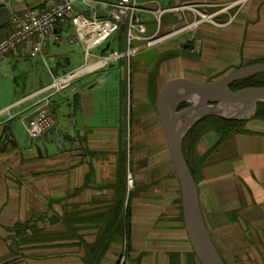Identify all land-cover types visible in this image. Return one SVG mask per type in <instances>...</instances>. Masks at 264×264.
<instances>
[{
    "label": "crops",
    "instance_id": "0c3cea01",
    "mask_svg": "<svg viewBox=\"0 0 264 264\" xmlns=\"http://www.w3.org/2000/svg\"><path fill=\"white\" fill-rule=\"evenodd\" d=\"M97 1L98 15H102L110 12L102 3L118 0ZM180 1L196 4L202 12L210 8L221 24L198 19L199 13L179 5ZM242 1L174 0L172 5L156 7L159 0H144L140 14L146 16L142 19L146 37H166L183 21L199 20L189 28L191 38L186 41L191 47L172 46L163 38L153 46L157 54L151 59L143 57L142 49L132 58L110 62L91 79L86 76L94 72L62 88H53L55 79L66 73L62 61L48 75L37 62L48 64L62 55L71 63L70 55L59 50L62 40L38 57L29 56V42L0 60V264H86L87 251L100 232L94 218L106 214L105 220L119 219L116 206L122 203V212L127 206L130 170L134 189L127 264H201L185 228L180 182L157 99L168 81L193 79L178 75L183 68L197 70L198 64L219 69L216 76L243 61L264 62V0L239 4ZM56 2L0 0V39L12 32L13 14L28 8L47 9ZM217 6L226 8L211 10ZM91 13L89 9L87 14ZM157 13L160 26L153 21ZM59 29L76 38L70 22ZM71 44L84 51L87 64L91 59L85 46L77 41ZM109 56L92 53L94 60ZM177 62L185 66L179 70L176 66L174 76L163 81L167 73L173 74ZM111 63L119 67V89L109 80L100 84L107 72L115 76ZM128 63L131 68L137 66L135 97L147 109L135 129L131 157L126 123ZM42 98H48L55 124L42 136L31 138L26 122ZM245 126V132L215 149L218 135L208 131L197 147L200 155H207L197 183L201 210L226 264H264V120L252 118ZM19 224L25 226L20 229L22 235L16 230ZM124 245L118 238L95 264H117Z\"/></svg>",
    "mask_w": 264,
    "mask_h": 264
},
{
    "label": "built area",
    "instance_id": "2783aa9c",
    "mask_svg": "<svg viewBox=\"0 0 264 264\" xmlns=\"http://www.w3.org/2000/svg\"><path fill=\"white\" fill-rule=\"evenodd\" d=\"M99 3L97 0H58L47 9L28 8L13 14L12 32L0 39V60L19 46L29 42L31 43L30 57L43 55L48 47L62 40L63 34L59 27L70 22L76 32V38H71L70 41L82 43L86 48L87 58L91 60L77 71L65 73L60 78H56L54 88H62L79 77V73L96 71L122 57L130 58L144 49L143 42L152 44L158 40L155 36L146 37L147 26L140 16L144 10V0H118L114 3H102L110 9V16L106 18L98 16ZM89 9L92 11L91 16L87 14ZM122 26L127 31V50L122 53L114 50L109 57L94 60L91 49L114 38ZM101 59L106 60L100 65L103 67L87 70L89 65ZM35 106V110L26 122V129L31 138L42 136L55 124V118L49 112L48 98L40 99ZM132 185L133 177L128 174L129 188Z\"/></svg>",
    "mask_w": 264,
    "mask_h": 264
},
{
    "label": "water",
    "instance_id": "95a60500",
    "mask_svg": "<svg viewBox=\"0 0 264 264\" xmlns=\"http://www.w3.org/2000/svg\"><path fill=\"white\" fill-rule=\"evenodd\" d=\"M99 69H96V71ZM262 72H264V63H257L243 66L220 81L199 82L189 78L172 79L163 86L157 99L161 124L180 182L185 228L192 248L201 264H226V262L218 251L205 223L200 205L198 185L183 152V138L198 120L206 116L248 119L241 116V114H229L228 109L233 106L244 111L253 105L254 117L257 104L264 102V88L253 87L237 92L231 90L230 85L238 79ZM83 74L85 73H79L78 76ZM112 77L113 71L107 72L100 84L104 85ZM181 91H185L186 95L181 96ZM192 96L198 97L203 101L204 106L208 108V110L194 118L191 111L198 103L197 100L191 99ZM186 100L195 103L183 110H178ZM188 114L190 116L184 122L178 124L179 120Z\"/></svg>",
    "mask_w": 264,
    "mask_h": 264
},
{
    "label": "rangeland",
    "instance_id": "374dc122",
    "mask_svg": "<svg viewBox=\"0 0 264 264\" xmlns=\"http://www.w3.org/2000/svg\"><path fill=\"white\" fill-rule=\"evenodd\" d=\"M150 1V0H149ZM157 1V0H156ZM242 1V0H241ZM174 2V0H159V3H158V6L156 5H149L150 7L152 8H156V7H166V6H169V5H172ZM246 2V1H245ZM244 0L242 2H239V4H242V3H245ZM160 4V5H159ZM182 4H185V3H181V1L179 2V5H182ZM202 4V3H201ZM200 4V6H201ZM156 6V7H155ZM226 7H228V4L225 5ZM223 7V6H217V7H214V8H211V10H216V9H225L226 7ZM231 6V5H229ZM185 8H189V9H193L195 10L197 13H199V17L198 19H204L206 21H211V22H214L216 24H221V21L218 20L217 18L215 17H212L211 16V13L208 11V7H205L203 9L207 10V12H202L201 8L198 7L196 4L193 5V4H189V3H186L184 5ZM159 13H157L156 15H158ZM141 18L144 20L146 18V16L144 14H140ZM159 16V15H158ZM160 17V16H159ZM156 17V19H154L153 21L158 24L160 26V23L161 22V17ZM196 21H199V20H192L191 19H187L185 21H183V23L179 24L178 25V29H176V31H174L173 33H171V35L169 36H161V35H158V36H155L156 39H158L157 41H154L152 44H148L146 41L143 42V48L145 49L144 50V54H143V57L145 58H153L156 56V50L153 48V46L156 45V43H158L159 41H162L163 38L165 39H168V43L172 46H176V47H180V48H184L186 47L187 45H191L192 43L191 42H187L186 40H188L189 38H191V31L189 32V28H191L193 25L196 24ZM192 24L190 25L189 27H184L185 24ZM180 27H184L183 29H180ZM74 37V36H73ZM62 43L60 45V51L62 52V54H68L70 55V61L71 63H68V61H65L66 59L62 57V55H59L57 56L59 59H54V61H50L48 64L47 63H43L41 62L40 60H37V62H40V69L44 72V74L48 75L50 73V68H55L58 61H62V64H63V69L66 73H70L72 72L76 67H78L79 65H85L86 64V59H85V55H84V51L82 50H79L78 49V46H77V50H76V46L75 44H71L70 42V39L72 38V35H68L67 34H63V37H62ZM195 41V40H193ZM75 43V42H74ZM79 43V42H77ZM119 40H118V35H116L114 38L104 42L102 45L98 46V47H95L93 49H91V52L94 53V54H97V55H100V56H108L110 55V53L113 51V50H119ZM195 44L197 45H200L199 42H195ZM191 47V46H190ZM58 52V50H57ZM57 54V53H56ZM133 57V56H132ZM131 57V58H132ZM195 60L201 64V61L199 59H196ZM29 62H34L33 60H29ZM131 62V61H130ZM184 62V61H183ZM197 62H194L195 65ZM244 62V61H243ZM242 62V63H243ZM189 63V62H188ZM241 63V64H242ZM183 65H181L179 62H177V64H175L174 66V69L175 67L177 66L178 70L179 68H181L182 66H185L184 63H182ZM241 64L239 65H233L231 66L230 70H228L227 72H225L223 75H221L220 77L218 78H214L215 76V73L217 70L219 69H208L206 67H200L198 64H197V70H192L191 67H188V68H183L180 70V72L178 73V75L180 76H183V77H192L195 81H199V82H208V81H220V80H223L225 78H227L231 73H233L236 69L232 68V67H235V66H240ZM191 66V65H190ZM110 67L115 70V76L108 81V83L114 85V87L116 89H119V67L116 63H111L110 64ZM132 67V66H131ZM129 63H128V66H127V72H128V76H127V82H128V87H127V95H128V106H127V137H128V141H127V145H128V156L131 157V151L135 148V129L136 127L138 126V123L140 122V117L145 115V112H147L146 110V107L145 105H142L139 101H137L136 97H135V91H136V86H137V80H136V77H137V72H138V69H137V66H133V68H131ZM196 67V66H195ZM193 67V68H195ZM104 68H101L99 70H97L96 72L90 74L89 76H86V79L87 78H92L94 77L95 75H97V73H100L102 72ZM227 68V69H229ZM221 69V68H220ZM177 70L175 69L173 74L172 73H167L164 77V80L163 81H166L168 78L174 76V73H176ZM63 74V73H61ZM81 79V78H79ZM185 102H189L191 104L195 103V102H190L188 100H186ZM253 112H254V106H249V108H246L244 111H241L239 107H236V106H233L232 108L228 109V113L229 114H241V116H244V117H247L248 119H252L253 118ZM190 116V114L184 116L183 118H181L178 122V124H181L182 122H184L188 117ZM216 170V169H215ZM214 169L210 170V172H213ZM220 171V170H218ZM128 174H131L132 177H133V173L131 172V170L129 171ZM130 191H132L134 189V183L132 185V187L129 188ZM77 231V229H76ZM124 248H125V245H124ZM129 261L128 257L125 256L124 254V249L120 255V258H119V262L117 264H127Z\"/></svg>",
    "mask_w": 264,
    "mask_h": 264
},
{
    "label": "trees",
    "instance_id": "16d2710c",
    "mask_svg": "<svg viewBox=\"0 0 264 264\" xmlns=\"http://www.w3.org/2000/svg\"><path fill=\"white\" fill-rule=\"evenodd\" d=\"M110 11V10H109ZM101 18H106L110 16V12L101 13L98 15ZM118 40H119V52H125L127 50V31L124 26L118 32ZM123 59H127L123 58ZM260 63V61H247L243 62L240 66L232 67L234 69H239L246 65H252ZM264 63V62H262ZM231 68V67H230ZM229 69H226L216 75L214 78H218L227 72ZM125 85V82H124ZM264 88V72L251 75L248 77H244L238 79L237 81L233 82L230 85V89L233 91H241L248 88ZM126 94V92H125ZM192 104L189 102H184L180 105L178 110H183ZM253 118L264 120V102H259L257 104V110ZM249 119H228L223 118L220 116H206L200 120H198L185 134L183 138V152L186 158V161L189 165V168L195 178L196 183H198V176L200 175L201 168L204 164V160L206 158L205 155H200L198 153V143L203 136L208 131H214L218 135V142L217 145L213 148L215 149L218 145L222 142L228 140L233 135L238 133H243L246 131V123ZM124 168L126 170V163L124 161ZM132 196V191L129 192V200L127 202V206L124 207L123 212L119 210L121 204L116 206V211H120L121 216L119 219L116 220H105L103 217L106 214H102L97 218H94L97 225L100 226V232L97 236L96 241L89 247L87 251V263L86 264H95L100 258L105 254L106 250L109 249V246L116 241L118 238H121L124 241L125 248L124 254L126 257L129 256L130 253V237H131V213H130V200ZM124 197H126V193H124L123 199L121 202L124 201ZM123 206V205H122ZM118 215V212H116ZM102 217V218H99ZM107 217V216H106ZM77 225V221H75ZM104 226L101 228V226ZM25 227L24 225H17L16 230L19 235L23 233L20 231L21 228ZM77 229V228H76ZM48 239V238H45ZM51 239V237H50Z\"/></svg>",
    "mask_w": 264,
    "mask_h": 264
},
{
    "label": "bare ground",
    "instance_id": "6f19581e",
    "mask_svg": "<svg viewBox=\"0 0 264 264\" xmlns=\"http://www.w3.org/2000/svg\"><path fill=\"white\" fill-rule=\"evenodd\" d=\"M183 28L184 27H182L180 29H183ZM105 62H106V60H100V61L94 62L93 64L88 66L87 70H90V69H93V68H97L100 65L104 64ZM68 78H70V77H68ZM180 93H181V96H185L186 95L185 91H181ZM192 97L193 98H191V99L197 100V103H198V105L194 109H192V111H191V115L194 118V117L198 116L199 114H201L202 112L208 110V108H206L204 106L203 101L200 100L198 97H194V96H192Z\"/></svg>",
    "mask_w": 264,
    "mask_h": 264
}]
</instances>
